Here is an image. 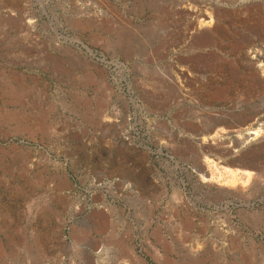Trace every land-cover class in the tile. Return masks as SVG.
<instances>
[{
    "label": "rangeland",
    "instance_id": "obj_1",
    "mask_svg": "<svg viewBox=\"0 0 264 264\" xmlns=\"http://www.w3.org/2000/svg\"><path fill=\"white\" fill-rule=\"evenodd\" d=\"M263 256L264 0H0V264Z\"/></svg>",
    "mask_w": 264,
    "mask_h": 264
},
{
    "label": "bare ground",
    "instance_id": "obj_2",
    "mask_svg": "<svg viewBox=\"0 0 264 264\" xmlns=\"http://www.w3.org/2000/svg\"><path fill=\"white\" fill-rule=\"evenodd\" d=\"M256 133H257V132L255 131V132H252L251 134H253V135H254V134H256ZM251 134H250V135H251ZM254 136H255V135H254ZM250 177H251V176H250ZM192 251H193V250H192ZM263 257H264V256H263Z\"/></svg>",
    "mask_w": 264,
    "mask_h": 264
}]
</instances>
